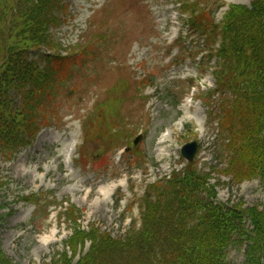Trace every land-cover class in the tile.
Wrapping results in <instances>:
<instances>
[{"label": "rangeland", "instance_id": "1", "mask_svg": "<svg viewBox=\"0 0 264 264\" xmlns=\"http://www.w3.org/2000/svg\"><path fill=\"white\" fill-rule=\"evenodd\" d=\"M64 1L62 23L51 33L60 47L80 44V51L75 61L78 71L58 97L59 118L11 160L0 154V181L7 183L1 190L0 213H12L0 236L15 264L50 262L63 250L73 226L60 213L70 205L82 210L78 220L82 228L94 224L115 238L128 234L133 221H139L146 185L182 171L187 160L181 148L193 140L199 145L194 167L209 173L219 203L241 200L246 206L264 207L259 180L247 179L238 186L224 175L230 150L224 145L227 140L217 135L221 131L218 103L208 91L214 88L213 77L201 76L203 70L184 49L191 40L203 43L188 26L192 14L181 16L184 0ZM193 1L201 5L202 11H195L196 16L202 14L199 19L217 22L230 4L249 5L253 0ZM220 4L214 20L212 11ZM182 52L186 56L175 66ZM120 78L129 81L123 94L126 80ZM106 95L112 98L115 116L108 117L99 107ZM109 123L118 131L114 136L122 135L114 144L108 140ZM165 133L166 141L158 145ZM139 134L141 140L133 145ZM113 182L120 185L106 198L104 192ZM33 194L36 203L25 201ZM247 226L251 228L250 222ZM51 235L55 241L41 244ZM89 246L87 241L77 257ZM228 259L242 264V249L231 248Z\"/></svg>", "mask_w": 264, "mask_h": 264}, {"label": "trees", "instance_id": "2", "mask_svg": "<svg viewBox=\"0 0 264 264\" xmlns=\"http://www.w3.org/2000/svg\"><path fill=\"white\" fill-rule=\"evenodd\" d=\"M66 5L64 0H0V154L8 160L31 145L41 128L58 120V97L78 71L79 49L67 56L53 52L43 58V67L30 59L43 46L60 49L51 30L61 25ZM185 8L192 14L190 26L209 45L206 63H216L211 98L222 97L220 135L230 150L225 175L236 184L256 178L264 186V0H254L250 7L232 4L219 24L199 19L198 4ZM127 88L126 83L120 93ZM111 99L99 106L108 117L115 116ZM107 127L114 144L122 135L114 136L110 123ZM208 178L190 164L148 185L141 197L139 227L134 223L119 238L94 224L82 228V211L70 205L65 216L72 234L63 251L43 264H233L228 254L239 246H245L242 264H264V207L217 203ZM5 185L0 181V201ZM24 199L36 203L38 198L33 194ZM11 214L0 213V231ZM87 240L89 250L76 259ZM0 264H15L1 237Z\"/></svg>", "mask_w": 264, "mask_h": 264}, {"label": "bare ground", "instance_id": "3", "mask_svg": "<svg viewBox=\"0 0 264 264\" xmlns=\"http://www.w3.org/2000/svg\"><path fill=\"white\" fill-rule=\"evenodd\" d=\"M176 32V31H175ZM169 134H164V136L160 139V141L158 142V145L164 143L166 141V137L168 136ZM162 154V153H161ZM120 184L119 183H116V182H113L111 184V186L109 187V189L107 191L104 192V195H106V198L110 197L111 194L114 192V190L119 186ZM52 241H55L53 235L51 236H47V237H44L43 239H41V244H44V245H48L49 243H51Z\"/></svg>", "mask_w": 264, "mask_h": 264}, {"label": "water", "instance_id": "4", "mask_svg": "<svg viewBox=\"0 0 264 264\" xmlns=\"http://www.w3.org/2000/svg\"><path fill=\"white\" fill-rule=\"evenodd\" d=\"M197 147H198V145H197L196 141L187 143L186 145H184V147L182 149L183 155L187 159L192 160L196 151H197Z\"/></svg>", "mask_w": 264, "mask_h": 264}]
</instances>
